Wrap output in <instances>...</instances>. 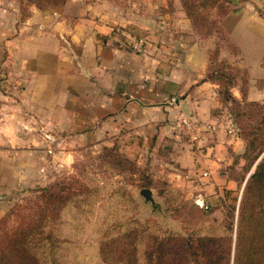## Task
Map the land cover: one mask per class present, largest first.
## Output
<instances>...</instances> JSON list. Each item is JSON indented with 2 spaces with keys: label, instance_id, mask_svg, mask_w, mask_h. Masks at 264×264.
<instances>
[{
  "label": "crops",
  "instance_id": "0c3cea01",
  "mask_svg": "<svg viewBox=\"0 0 264 264\" xmlns=\"http://www.w3.org/2000/svg\"><path fill=\"white\" fill-rule=\"evenodd\" d=\"M163 1L65 0L24 13L16 0H0V198L43 170L47 153L68 158L61 142L108 140L168 111L172 127L179 112L216 123L231 101L207 76L214 51L233 70L231 98L264 105V0H235L216 31L202 38L172 0V104L144 102L161 96L143 83L144 61L153 54L128 49L116 30L150 28ZM199 140L201 149L191 150L172 134L176 166L194 162L210 174L226 163V150L241 152L244 144L240 133L220 129L203 131Z\"/></svg>",
  "mask_w": 264,
  "mask_h": 264
},
{
  "label": "rangeland",
  "instance_id": "374dc122",
  "mask_svg": "<svg viewBox=\"0 0 264 264\" xmlns=\"http://www.w3.org/2000/svg\"><path fill=\"white\" fill-rule=\"evenodd\" d=\"M178 1L182 6V0ZM185 1L190 3L191 28L201 38L216 31L222 13L235 3L219 0L211 6L206 0ZM16 2L24 13L30 6L40 9L29 0ZM47 5L42 6L50 8ZM152 17L156 24L150 22V28L122 30L124 33L116 30L117 38L122 37L128 49L144 58V54H153V60L144 61L143 83L160 89L161 96L148 95L144 102L172 104V0H164ZM139 39L141 45L133 46ZM236 120L238 125L257 127L249 136V149L244 141L241 152L226 150V163L206 175L193 167L194 162L190 167H179L172 158V134L178 145L199 150V139L206 130H201L198 141L192 142L172 127L169 111L163 119L143 126L123 127L108 140L61 142L69 151L68 158L47 153L43 170L0 198V219L16 204L26 208L23 215L41 218L43 242L30 248L40 264H172V236L185 239L195 232L217 237L227 250L240 199L264 186L263 181L253 184L249 193L244 191L264 155V132L260 131L264 125L258 122L259 117ZM54 146L57 148L56 143ZM195 164L200 165L198 161ZM58 182L71 186L62 194L64 205L41 198L43 188L51 186L52 191ZM145 188L151 190L153 202L140 194ZM197 200H203L206 207L199 206ZM41 201V210H28L30 204ZM256 213L257 208L251 217ZM252 226V220L245 223L244 240L254 235L249 232Z\"/></svg>",
  "mask_w": 264,
  "mask_h": 264
},
{
  "label": "trees",
  "instance_id": "16d2710c",
  "mask_svg": "<svg viewBox=\"0 0 264 264\" xmlns=\"http://www.w3.org/2000/svg\"><path fill=\"white\" fill-rule=\"evenodd\" d=\"M29 1L42 10L45 9L42 6L43 4H48L45 7L55 8L62 6L65 2V0ZM206 1H209L211 6H213L219 0ZM182 8L187 18L192 22L193 20L190 18L192 16L190 3L182 0ZM226 13H222L221 17ZM216 62L217 65L214 66ZM232 71L227 63L218 60L216 51L212 52L210 63L208 64L207 76L211 80L217 79L222 86L221 93L223 97L231 101V115L239 128V133L245 141L246 147L249 149V136L257 131V127L250 124H247V127L244 124L238 125L236 119L240 117H246L247 119L259 117L258 122L264 125V105L250 102L239 103L231 98L228 86L232 83ZM255 129L256 131H253ZM260 131L264 132L262 128H260ZM263 181L264 155L255 165L254 171L250 174L246 182V187L244 188L245 193H249L253 184ZM58 183L54 185L52 191H50L51 186L43 188L41 190V198H48L49 203L55 200L59 205H64L66 200L62 194L65 190L70 191L71 186L66 185L64 182ZM256 208L257 213L253 218L251 215ZM36 209H42V201L35 202L34 205L30 204L28 207V210ZM25 210V207L16 204L7 216L0 219V264H40L36 254L31 252L30 248L43 242L42 221L41 218H32L23 215ZM263 215L264 186H261L254 188L248 197L246 195L244 199H240L235 229H233L231 235V247L229 249L226 250L222 244L218 243L217 237L212 235H199L195 232L194 235L189 234L187 236L188 238L185 239L179 238L178 235H173L172 246L174 248H172V264H264ZM248 220H252L253 226L249 232H254V235L244 240L243 229Z\"/></svg>",
  "mask_w": 264,
  "mask_h": 264
},
{
  "label": "built area",
  "instance_id": "2783aa9c",
  "mask_svg": "<svg viewBox=\"0 0 264 264\" xmlns=\"http://www.w3.org/2000/svg\"><path fill=\"white\" fill-rule=\"evenodd\" d=\"M140 45L141 39L137 40L133 44L135 47ZM173 127L176 130L182 131L192 142L198 141L201 130L212 131L220 129L231 136H238L239 134V128L236 125L231 113L227 109L222 110L216 123H204L186 113L179 112L174 119ZM45 138L49 139L48 136H45ZM49 151L50 150L48 149V152ZM196 203L201 207H206L203 200H197Z\"/></svg>",
  "mask_w": 264,
  "mask_h": 264
},
{
  "label": "water",
  "instance_id": "95a60500",
  "mask_svg": "<svg viewBox=\"0 0 264 264\" xmlns=\"http://www.w3.org/2000/svg\"><path fill=\"white\" fill-rule=\"evenodd\" d=\"M248 176H249V173L246 176V179L248 178ZM140 194L145 198L146 201L149 200L150 202H153L152 192L150 189L148 188L141 189Z\"/></svg>",
  "mask_w": 264,
  "mask_h": 264
}]
</instances>
